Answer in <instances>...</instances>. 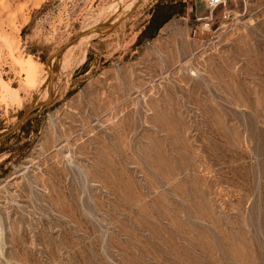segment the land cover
Here are the masks:
<instances>
[{"label":"rangeland","instance_id":"obj_1","mask_svg":"<svg viewBox=\"0 0 264 264\" xmlns=\"http://www.w3.org/2000/svg\"><path fill=\"white\" fill-rule=\"evenodd\" d=\"M201 1L0 0V264H264V0Z\"/></svg>","mask_w":264,"mask_h":264},{"label":"built area","instance_id":"obj_2","mask_svg":"<svg viewBox=\"0 0 264 264\" xmlns=\"http://www.w3.org/2000/svg\"><path fill=\"white\" fill-rule=\"evenodd\" d=\"M230 1L234 0H206V7L210 10H214L220 6H227ZM206 18H209L206 16Z\"/></svg>","mask_w":264,"mask_h":264},{"label":"water","instance_id":"obj_3","mask_svg":"<svg viewBox=\"0 0 264 264\" xmlns=\"http://www.w3.org/2000/svg\"><path fill=\"white\" fill-rule=\"evenodd\" d=\"M113 25H109V26H99L97 29H100V30H108L110 27H112ZM77 39V38H76ZM76 39H74V40H72V41H70V42H68V44L67 45H65V46H63L62 47V49H60L59 51H58V53H60V52H62V50L65 48V47H67L68 45H70L73 41H75ZM57 53V54H58ZM38 106L39 105H37V106H35L34 108H38Z\"/></svg>","mask_w":264,"mask_h":264},{"label":"bare ground","instance_id":"obj_4","mask_svg":"<svg viewBox=\"0 0 264 264\" xmlns=\"http://www.w3.org/2000/svg\"><path fill=\"white\" fill-rule=\"evenodd\" d=\"M84 37V36H83ZM82 38V37H81ZM71 64H72V61L70 62V64L67 66V68H69L70 66H71ZM66 68V69H67ZM46 95H47V93H46Z\"/></svg>","mask_w":264,"mask_h":264},{"label":"crops","instance_id":"obj_5","mask_svg":"<svg viewBox=\"0 0 264 264\" xmlns=\"http://www.w3.org/2000/svg\"><path fill=\"white\" fill-rule=\"evenodd\" d=\"M204 1L206 2V0H202L201 2H204ZM205 2H204V3H205Z\"/></svg>","mask_w":264,"mask_h":264}]
</instances>
